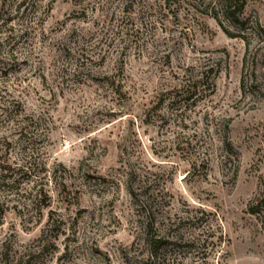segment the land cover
I'll return each mask as SVG.
<instances>
[{
	"label": "rangeland",
	"instance_id": "obj_1",
	"mask_svg": "<svg viewBox=\"0 0 264 264\" xmlns=\"http://www.w3.org/2000/svg\"><path fill=\"white\" fill-rule=\"evenodd\" d=\"M162 1L0 0V264H264V0Z\"/></svg>",
	"mask_w": 264,
	"mask_h": 264
},
{
	"label": "trees",
	"instance_id": "obj_2",
	"mask_svg": "<svg viewBox=\"0 0 264 264\" xmlns=\"http://www.w3.org/2000/svg\"><path fill=\"white\" fill-rule=\"evenodd\" d=\"M169 0H163L162 4H167ZM204 0H202L203 2ZM248 0H205V8L210 13L211 17L214 19L218 18V15L222 16L223 18H226L229 22L233 24H242V21L240 20V15L242 14V11L244 10L246 3ZM195 81L193 83H185L182 85L178 91V94H175L173 97H171L170 104L174 105L178 103V99L176 98H182L184 101L191 100V103H195L196 99L198 98V89L195 86ZM181 100V99H180ZM13 127L14 130H19V134H21V128L19 124H16ZM17 128V129H15ZM0 170H2V167L9 166L7 162L0 161ZM249 212L251 214H256L262 221V224L264 226V197L260 198L256 201V203L249 207ZM150 233L148 231L147 236H149ZM160 243L159 239L152 238L151 239V246L154 248H157V244ZM148 264H152L153 260L150 258L148 261Z\"/></svg>",
	"mask_w": 264,
	"mask_h": 264
}]
</instances>
